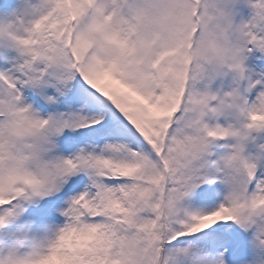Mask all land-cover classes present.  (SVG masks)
Masks as SVG:
<instances>
[{"label": "snow or ice", "instance_id": "snow-or-ice-1", "mask_svg": "<svg viewBox=\"0 0 264 264\" xmlns=\"http://www.w3.org/2000/svg\"><path fill=\"white\" fill-rule=\"evenodd\" d=\"M0 264H264V0H0Z\"/></svg>", "mask_w": 264, "mask_h": 264}, {"label": "rangeland", "instance_id": "rangeland-1", "mask_svg": "<svg viewBox=\"0 0 264 264\" xmlns=\"http://www.w3.org/2000/svg\"><path fill=\"white\" fill-rule=\"evenodd\" d=\"M242 7V6H241ZM248 12H249V9L247 8V6L244 8V7H242V14L244 15V16H247L248 15Z\"/></svg>", "mask_w": 264, "mask_h": 264}]
</instances>
